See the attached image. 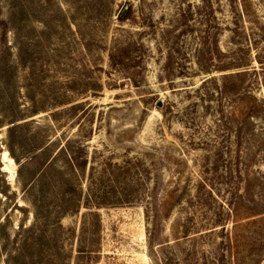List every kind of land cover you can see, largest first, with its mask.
Listing matches in <instances>:
<instances>
[{"label":"rangeland","instance_id":"obj_1","mask_svg":"<svg viewBox=\"0 0 264 264\" xmlns=\"http://www.w3.org/2000/svg\"><path fill=\"white\" fill-rule=\"evenodd\" d=\"M0 264H264V0H0Z\"/></svg>","mask_w":264,"mask_h":264},{"label":"trees","instance_id":"obj_2","mask_svg":"<svg viewBox=\"0 0 264 264\" xmlns=\"http://www.w3.org/2000/svg\"><path fill=\"white\" fill-rule=\"evenodd\" d=\"M125 8V7H124ZM127 9H125L124 11L126 12ZM120 20L121 19V16L119 17ZM12 126L8 129V132L9 133H13V131H16L18 129H21L22 128V125L21 124H15V122H12L11 123ZM37 150L36 148L35 149H30L29 152H33L35 153ZM60 151H58V154H60ZM8 153L12 156L13 160H15V162H17V159L12 155L11 153V149L10 147L8 148ZM36 157H37V162L39 163V167H41L42 169H44L42 171V173L40 174V177H39V181H40V192H44V182L45 181V178L49 175V172L51 171L50 167H52L50 164L47 165L46 162H44L41 157H42V151H40L39 153H36ZM68 165L70 168L72 169H75L76 167L80 169H83L86 165V160L82 161L81 163L77 161V159L75 157H72V159H69V162H68ZM59 183L57 185V188H59V190L61 189V199H65L66 197H71V196H75L78 193V191L75 189V187L69 183V181L64 178V177H60L59 178ZM111 184L108 185V191L106 192H103L101 194H98L96 195L97 193H92L90 191V193H87L86 196V200L84 202V206L86 209H88L89 211L92 209H98V208H101V207H117V206H120V205H125L127 203H129V198L126 196V194L128 193V190H124V189H118L117 186H119V182L117 179H112L111 181ZM103 187H104V183H102ZM102 185L100 187H102ZM105 188V187H104ZM107 188V187H106ZM123 196V197H120V196ZM124 198V199H122ZM91 212V211H90ZM94 217L96 218L97 215L95 214ZM76 252L78 254L79 257L83 258V257H86V258H90L91 256V250L86 247L85 245H82V244H79L77 246V249H76Z\"/></svg>","mask_w":264,"mask_h":264},{"label":"bare ground","instance_id":"obj_3","mask_svg":"<svg viewBox=\"0 0 264 264\" xmlns=\"http://www.w3.org/2000/svg\"><path fill=\"white\" fill-rule=\"evenodd\" d=\"M4 158L8 161V163L10 164V166H13V161L12 159H10L8 156H7V153L5 152L4 153ZM5 161V160H4ZM9 169V168H8ZM14 170V169H13ZM11 172V170H10ZM13 174V173H12Z\"/></svg>","mask_w":264,"mask_h":264},{"label":"water","instance_id":"obj_4","mask_svg":"<svg viewBox=\"0 0 264 264\" xmlns=\"http://www.w3.org/2000/svg\"><path fill=\"white\" fill-rule=\"evenodd\" d=\"M157 107H158V108H161V107H162V103H161V102H158V103H157Z\"/></svg>","mask_w":264,"mask_h":264}]
</instances>
